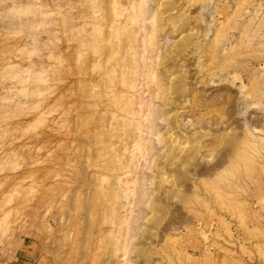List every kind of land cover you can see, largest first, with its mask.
<instances>
[{"label": "rangeland", "instance_id": "374dc122", "mask_svg": "<svg viewBox=\"0 0 264 264\" xmlns=\"http://www.w3.org/2000/svg\"><path fill=\"white\" fill-rule=\"evenodd\" d=\"M0 264H264V0H0Z\"/></svg>", "mask_w": 264, "mask_h": 264}]
</instances>
